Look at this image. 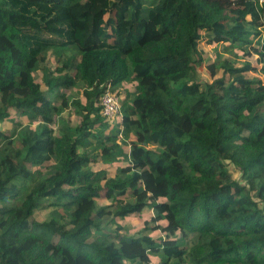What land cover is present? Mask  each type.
I'll use <instances>...</instances> for the list:
<instances>
[{
	"label": "trees",
	"instance_id": "1",
	"mask_svg": "<svg viewBox=\"0 0 264 264\" xmlns=\"http://www.w3.org/2000/svg\"><path fill=\"white\" fill-rule=\"evenodd\" d=\"M258 65L259 0H0V264H264ZM146 208L162 237L122 234Z\"/></svg>",
	"mask_w": 264,
	"mask_h": 264
},
{
	"label": "rangeland",
	"instance_id": "2",
	"mask_svg": "<svg viewBox=\"0 0 264 264\" xmlns=\"http://www.w3.org/2000/svg\"><path fill=\"white\" fill-rule=\"evenodd\" d=\"M221 45H217V48H220ZM199 47L203 49L204 52V58L205 61L201 64L199 67V72L204 80H211L212 77L210 76L208 69H207V63L212 59L215 53L216 46L213 44L207 42V40L202 39L200 41ZM245 59H248L250 62L253 64L257 65L256 63V55L251 54L244 56ZM49 64L54 65L55 59L52 54H50L49 57ZM248 76L251 77H260L264 80V69L258 66H254L250 71L247 72ZM43 88L45 86L43 85ZM81 97V90L78 87H74L71 90L68 91V97L70 100L75 99L76 97ZM120 97V96H119ZM78 107H75L74 105H71L68 109L64 110L61 114V117L64 118L71 126H76L80 123L81 117L80 115L76 112ZM12 116L14 117V120H19L21 122H24V119L22 116L18 115L17 112L13 111ZM58 125V118L54 121V123L51 124L54 128H57ZM0 128L4 131L9 133H13L15 130V125L13 121L10 119L5 120L4 122L0 123ZM9 139L6 138H0V145H5L8 142ZM17 142V141H15ZM230 171L233 173L235 178H239V173L238 171L232 166V164L229 165ZM99 202H105L104 199H99ZM51 208L48 209H36L33 213V217L35 219H38L39 221H43L45 219L49 218V213H50ZM152 215V211L148 208L144 209L143 216L141 217H135V218H126L120 220L121 226L124 227L120 232L122 234H137L144 232V228L148 229V232L152 234L155 238H160L162 237L163 233L160 230H151V226L155 225L154 222L151 221L150 217ZM147 222V223H146ZM112 235H115V230L111 231ZM158 263V258L153 257L152 258V264Z\"/></svg>",
	"mask_w": 264,
	"mask_h": 264
},
{
	"label": "built area",
	"instance_id": "3",
	"mask_svg": "<svg viewBox=\"0 0 264 264\" xmlns=\"http://www.w3.org/2000/svg\"><path fill=\"white\" fill-rule=\"evenodd\" d=\"M263 3L264 0H259ZM102 113L109 118L117 117L120 112V97L117 93L106 90L100 97Z\"/></svg>",
	"mask_w": 264,
	"mask_h": 264
}]
</instances>
